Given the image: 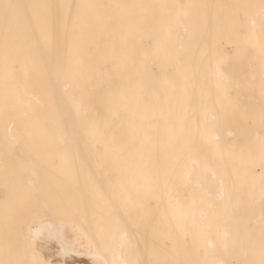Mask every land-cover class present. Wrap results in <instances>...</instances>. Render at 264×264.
<instances>
[{"label": "bare ground", "instance_id": "obj_1", "mask_svg": "<svg viewBox=\"0 0 264 264\" xmlns=\"http://www.w3.org/2000/svg\"><path fill=\"white\" fill-rule=\"evenodd\" d=\"M11 2L53 5L57 22L51 43L35 24L25 35L7 90L0 54V259L6 236L18 227L5 220L2 203L7 161L10 182L26 187L32 180L42 196L82 202L88 217L84 237L59 218L27 220L25 231L53 223L66 237L63 244L45 237L19 249L28 262L123 264L137 253L143 259V249L150 261L153 248L173 261L258 260L259 9L243 6L260 0ZM81 3L157 7L90 9L97 20L81 50L59 19L61 5ZM253 31L256 40L246 45ZM33 44L36 56L27 51ZM92 184L105 198L103 239L95 237Z\"/></svg>", "mask_w": 264, "mask_h": 264}, {"label": "snow or ice", "instance_id": "obj_2", "mask_svg": "<svg viewBox=\"0 0 264 264\" xmlns=\"http://www.w3.org/2000/svg\"><path fill=\"white\" fill-rule=\"evenodd\" d=\"M53 5H22L11 2V0H0V41H2V58L6 69L5 75V89L9 87L8 72L14 67V61L22 52L25 51L23 47V39L25 35L30 33L32 26L35 24L40 30L41 37L51 43L50 33L53 30L57 17L52 11ZM64 14L60 17V23L67 34L70 43L78 49L83 50L89 41V37L94 30L97 17L89 13L90 9H98L104 7H118V8H144L157 7L146 5H94V4H65L61 5ZM158 7H167L160 5ZM214 7V6H204ZM245 8L259 9V49L261 58V97L262 105L260 109V120L264 126V0H260L258 5H245ZM29 9L30 12H26ZM40 9L47 11L41 12ZM210 23V18H209ZM257 21L255 18L251 19V28L256 29ZM256 40L255 32H249L245 37V44H254ZM36 45L33 44L27 51L30 55L36 56ZM246 53V48H242L237 52V56H243ZM59 75V74H58ZM226 79V77H225ZM5 116L8 114L7 99L5 102ZM23 135H27L25 132ZM18 141L17 143H22ZM261 159H264V136L258 141ZM65 172L71 175V165L66 163ZM5 189L6 197L2 202L5 211V220L18 225L16 232L10 233L5 238V243L2 249L4 259H0V264H41L39 260L28 262L18 255L19 249H31L38 243V238L54 239L62 244L65 242V235L53 223H48L44 228L37 230L35 233L29 228L25 231L26 221L29 219L52 220V218H59L64 224L70 225L74 230H77L81 237L85 236V232L81 225L88 223L87 214L84 212L82 202L80 204H73L70 201L55 197L42 196L41 187L32 180L27 181V186L24 187L19 180L15 182L9 181L7 161L5 163ZM89 194L97 201L98 209L92 212L95 221V237L103 239L105 227L103 223L104 216L103 209L99 208L101 202L105 201L103 193L99 191L94 184L89 186ZM262 196V224L260 230V246L259 259L245 260L242 264H264V177H262L261 184ZM108 215L113 213L109 212ZM227 237V233H225ZM125 244L135 250V244L128 240L125 235ZM89 247L93 246V239L89 238ZM14 252L16 253L14 257ZM152 259L144 261L139 258L137 253L136 258L125 260L123 264H219L214 260L209 261H173L157 257V250L152 249ZM107 264V262H105Z\"/></svg>", "mask_w": 264, "mask_h": 264}, {"label": "rangeland", "instance_id": "obj_3", "mask_svg": "<svg viewBox=\"0 0 264 264\" xmlns=\"http://www.w3.org/2000/svg\"><path fill=\"white\" fill-rule=\"evenodd\" d=\"M142 257H143L142 260L148 261L149 255H148V252L145 249H143V255H142Z\"/></svg>", "mask_w": 264, "mask_h": 264}]
</instances>
